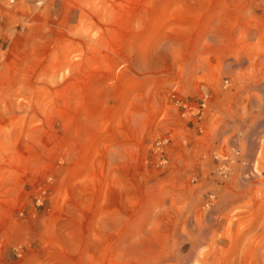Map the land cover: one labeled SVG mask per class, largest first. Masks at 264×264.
Returning <instances> with one entry per match:
<instances>
[{
	"label": "rangeland",
	"instance_id": "rangeland-1",
	"mask_svg": "<svg viewBox=\"0 0 264 264\" xmlns=\"http://www.w3.org/2000/svg\"><path fill=\"white\" fill-rule=\"evenodd\" d=\"M35 1L0 0V264H264V0Z\"/></svg>",
	"mask_w": 264,
	"mask_h": 264
},
{
	"label": "built area",
	"instance_id": "built-area-1",
	"mask_svg": "<svg viewBox=\"0 0 264 264\" xmlns=\"http://www.w3.org/2000/svg\"><path fill=\"white\" fill-rule=\"evenodd\" d=\"M16 0H10V5L12 6ZM43 6V2L41 0H37L34 3L35 10L41 9ZM25 25L29 24V19L24 21ZM209 95L205 94V96H200L195 99H189L185 97H181L176 90H173L170 94L169 101L179 111L180 117L186 121L187 125L196 126L198 131L202 134L205 132V128L203 126L205 122L206 110L209 107ZM171 142L170 137H160L155 141L154 145V153L157 155L159 159L158 165L159 166H169L170 165V157L168 155V146ZM215 155L217 158L222 160L230 161L231 157L229 155H225L224 153H220L216 150ZM239 154V150H235V155ZM222 171H228V167L223 165L221 168ZM49 199V192L46 189L42 190V194L36 200V204L38 206H44V204ZM24 211L19 212L20 217H24ZM34 216V214H33ZM1 251V250H0ZM15 255L17 257L22 256V249L21 247L14 248Z\"/></svg>",
	"mask_w": 264,
	"mask_h": 264
}]
</instances>
